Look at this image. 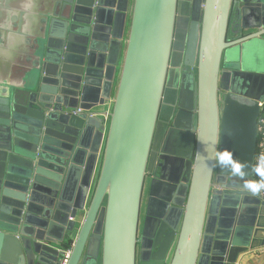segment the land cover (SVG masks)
I'll return each mask as SVG.
<instances>
[{"label": "water", "instance_id": "95a60500", "mask_svg": "<svg viewBox=\"0 0 264 264\" xmlns=\"http://www.w3.org/2000/svg\"><path fill=\"white\" fill-rule=\"evenodd\" d=\"M26 2L7 0L15 35ZM41 5L21 81L0 82V264H59L72 233L66 264H236L264 245V202L211 159L254 179L264 0H131L106 127L71 111L107 97L129 0Z\"/></svg>", "mask_w": 264, "mask_h": 264}, {"label": "crops", "instance_id": "0c3cea01", "mask_svg": "<svg viewBox=\"0 0 264 264\" xmlns=\"http://www.w3.org/2000/svg\"><path fill=\"white\" fill-rule=\"evenodd\" d=\"M2 1V0H0ZM44 0H28L25 4L23 3L22 7V12H25L27 14V17H25L26 23L24 24L25 28L27 29L28 33H25L26 37H29L30 33L36 29L35 28V22L36 19H31L30 15L34 16L39 12V8H41V3ZM130 5H131V0H129V7H128V12H127V17H126V23L123 29V34H122V39L120 43V48L116 57V64L113 69V73L111 75V80H110V86L109 90L107 92V97H100L99 93H96V96H98V100H101L102 103H97L96 105H93L90 108V112H96L99 116L105 117L106 114H108L111 110L112 107V102H113V97L115 93V87L119 75V70H120V65H121V60L123 56V48H124V42L127 36V30H128V18H129V11H130ZM186 6V3H185ZM9 8H11L7 4V0H4L3 2L0 3V12L5 11V16L8 17L6 18V22L1 23L0 26V82L3 81V83L6 81V79H10L11 81L18 82L21 81V74L24 70V67L26 66L27 62L26 59L28 55V45L29 41L26 43V40L24 41H19L21 40L24 36L20 35H15L16 34V21L15 23L11 21L10 18V12L8 11ZM24 19V18H23ZM35 21V22H34ZM182 27V23H180V27L178 30V38L182 36V32H184ZM181 38L177 40L176 48L181 44ZM175 48V49H176ZM177 51V49H176ZM178 52L176 53V55ZM180 57V55H179ZM175 76V72L170 71L169 75V80L167 82V88H166V101H168V98L172 89L171 85L172 81ZM101 87V86H100ZM103 87V86H102ZM102 92V91H101ZM94 102V101H92ZM92 102H88L89 104H93ZM164 108V110H163ZM162 110L164 113L169 110L167 105L162 106ZM163 124L160 123L158 125L157 133H161L163 129ZM100 156V155H99ZM157 157V152L152 150V154L150 156V164H149V169L150 171L153 170L154 164L156 163V158ZM152 175L149 174L148 177L146 178L145 184H144V189H143V195H142V210H141V215L144 216L145 213V204L147 200V194H148V182L149 179ZM77 223H76V228L78 227L81 216L77 217ZM74 237V233H72L70 237V241L66 242V247L70 246L71 240ZM174 244L172 243V246L169 250V253L166 257V263L169 262L172 250H173ZM236 264H264V245H260L254 248H249L247 249L244 253L240 254Z\"/></svg>", "mask_w": 264, "mask_h": 264}, {"label": "clouds", "instance_id": "9594fccd", "mask_svg": "<svg viewBox=\"0 0 264 264\" xmlns=\"http://www.w3.org/2000/svg\"><path fill=\"white\" fill-rule=\"evenodd\" d=\"M211 159L215 162V166L230 172L233 178H239L243 181L242 188L245 194L251 197H259L264 193V153L257 157L255 164L252 166V172L258 179L247 178L249 174L246 172V168L249 165L235 159L230 150L216 151Z\"/></svg>", "mask_w": 264, "mask_h": 264}, {"label": "built area", "instance_id": "2783aa9c", "mask_svg": "<svg viewBox=\"0 0 264 264\" xmlns=\"http://www.w3.org/2000/svg\"><path fill=\"white\" fill-rule=\"evenodd\" d=\"M258 106H259V115L257 117V122H256V125H257V141H256L255 153H254V157H253V165L255 164L257 157L261 153H264V98H262L258 102ZM71 112L73 114L86 113L89 116L93 115L92 112L85 111L79 107L72 110ZM102 118L104 120V126L106 127L107 122H108V114H106L105 117H102ZM254 179H258V177H256L254 175ZM258 198L264 202V193H262L261 196H259ZM69 252H70V246H68L64 249V255L61 257L59 264H66Z\"/></svg>", "mask_w": 264, "mask_h": 264}, {"label": "flooded vegetation", "instance_id": "af4514ba", "mask_svg": "<svg viewBox=\"0 0 264 264\" xmlns=\"http://www.w3.org/2000/svg\"><path fill=\"white\" fill-rule=\"evenodd\" d=\"M143 217H144V216H142V215L140 216V227H141L142 222H143ZM137 261H138V260H137ZM137 264H138V262H137Z\"/></svg>", "mask_w": 264, "mask_h": 264}, {"label": "rangeland", "instance_id": "374dc122", "mask_svg": "<svg viewBox=\"0 0 264 264\" xmlns=\"http://www.w3.org/2000/svg\"><path fill=\"white\" fill-rule=\"evenodd\" d=\"M182 7V6H181ZM184 7V6H183Z\"/></svg>", "mask_w": 264, "mask_h": 264}]
</instances>
